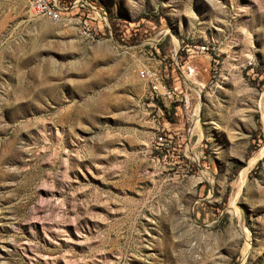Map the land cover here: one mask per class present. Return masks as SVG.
I'll list each match as a JSON object with an SVG mask.
<instances>
[{
	"label": "rangeland",
	"instance_id": "1",
	"mask_svg": "<svg viewBox=\"0 0 264 264\" xmlns=\"http://www.w3.org/2000/svg\"><path fill=\"white\" fill-rule=\"evenodd\" d=\"M30 2L0 0V264H264V0Z\"/></svg>",
	"mask_w": 264,
	"mask_h": 264
},
{
	"label": "built area",
	"instance_id": "2",
	"mask_svg": "<svg viewBox=\"0 0 264 264\" xmlns=\"http://www.w3.org/2000/svg\"><path fill=\"white\" fill-rule=\"evenodd\" d=\"M58 3H59V7L55 5H51V3L48 0H31L30 12L33 15H43L53 20H59L60 16L64 12L65 13L68 12L67 10L71 6V4L62 5L60 3V0L58 1ZM87 35H89V33ZM144 74H146V76L148 77L156 97H159L160 99L171 100L172 94L154 73L145 70Z\"/></svg>",
	"mask_w": 264,
	"mask_h": 264
},
{
	"label": "trees",
	"instance_id": "3",
	"mask_svg": "<svg viewBox=\"0 0 264 264\" xmlns=\"http://www.w3.org/2000/svg\"><path fill=\"white\" fill-rule=\"evenodd\" d=\"M60 3L62 5H70L71 4L70 0H60Z\"/></svg>",
	"mask_w": 264,
	"mask_h": 264
},
{
	"label": "bare ground",
	"instance_id": "4",
	"mask_svg": "<svg viewBox=\"0 0 264 264\" xmlns=\"http://www.w3.org/2000/svg\"><path fill=\"white\" fill-rule=\"evenodd\" d=\"M242 175V174H241Z\"/></svg>",
	"mask_w": 264,
	"mask_h": 264
}]
</instances>
